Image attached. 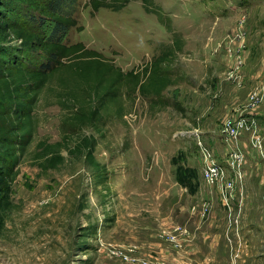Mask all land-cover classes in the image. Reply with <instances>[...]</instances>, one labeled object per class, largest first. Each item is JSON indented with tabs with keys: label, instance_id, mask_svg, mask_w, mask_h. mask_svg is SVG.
I'll use <instances>...</instances> for the list:
<instances>
[{
	"label": "rangeland",
	"instance_id": "rangeland-1",
	"mask_svg": "<svg viewBox=\"0 0 264 264\" xmlns=\"http://www.w3.org/2000/svg\"><path fill=\"white\" fill-rule=\"evenodd\" d=\"M72 14L78 24L64 40L125 72L177 41L164 66L173 83L158 111L149 107L153 96L136 93L128 114L110 119L93 152L97 169L63 146L54 148L62 163L41 171L37 156L61 141L63 117L44 92L13 184L0 264H264L259 152L249 132L235 141L221 133L252 115L264 137V91L249 103L264 86V0H135L96 12L78 0ZM206 150L222 169L211 181ZM177 166L195 170L193 193L177 183Z\"/></svg>",
	"mask_w": 264,
	"mask_h": 264
},
{
	"label": "trees",
	"instance_id": "trees-1",
	"mask_svg": "<svg viewBox=\"0 0 264 264\" xmlns=\"http://www.w3.org/2000/svg\"><path fill=\"white\" fill-rule=\"evenodd\" d=\"M77 1L0 0V238L16 207L13 184L34 141L35 110L44 92L56 100L63 117L61 141L37 156L41 171L62 163L54 148L63 146L84 155L97 169L93 152L110 119L122 120L136 93L153 96L149 107L158 111L164 106L163 90L173 83L164 66L180 49L177 41L140 71L126 72L82 42L65 41L67 32L78 24L72 14ZM130 1L135 0H88V5L92 12L119 10ZM85 130L91 133L85 135ZM176 161L172 158V164ZM175 175L178 184L191 193L196 190L195 170L177 166Z\"/></svg>",
	"mask_w": 264,
	"mask_h": 264
},
{
	"label": "built area",
	"instance_id": "built-area-1",
	"mask_svg": "<svg viewBox=\"0 0 264 264\" xmlns=\"http://www.w3.org/2000/svg\"><path fill=\"white\" fill-rule=\"evenodd\" d=\"M262 91H264V86L258 87L250 93L249 95L250 106L257 105L262 101ZM257 127L258 126L255 122L254 117L250 115V117L240 118L239 120L228 122L223 126L221 133L225 136V138L233 139L235 141L237 137L243 132H249V134H251V143L259 152V156L263 165V175H264V137L258 135ZM233 154L235 157L237 156L239 157L240 156L239 149L235 148ZM203 156L206 159L204 166V175L210 181L216 179V177H218L221 174L222 169L220 165L211 158L207 150L203 151Z\"/></svg>",
	"mask_w": 264,
	"mask_h": 264
},
{
	"label": "crops",
	"instance_id": "crops-1",
	"mask_svg": "<svg viewBox=\"0 0 264 264\" xmlns=\"http://www.w3.org/2000/svg\"><path fill=\"white\" fill-rule=\"evenodd\" d=\"M259 189H258V193H257V199L258 201H260L259 205H260V210H261V214H262V218L264 216V203L262 202V199L264 200V176L262 174V176H260L259 178Z\"/></svg>",
	"mask_w": 264,
	"mask_h": 264
},
{
	"label": "bare ground",
	"instance_id": "bare-ground-1",
	"mask_svg": "<svg viewBox=\"0 0 264 264\" xmlns=\"http://www.w3.org/2000/svg\"><path fill=\"white\" fill-rule=\"evenodd\" d=\"M56 202V199H53L52 201H49L47 204H46V209H48L49 207H51V210H53L52 209V207L54 206L53 204ZM50 210V209H49ZM49 210H46V211H49ZM50 210V211H51Z\"/></svg>",
	"mask_w": 264,
	"mask_h": 264
}]
</instances>
